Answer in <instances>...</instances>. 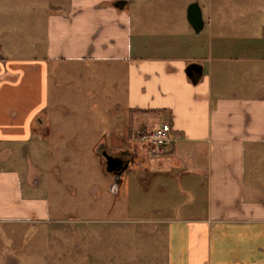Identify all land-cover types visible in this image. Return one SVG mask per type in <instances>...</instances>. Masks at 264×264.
<instances>
[{"label": "crops", "instance_id": "obj_1", "mask_svg": "<svg viewBox=\"0 0 264 264\" xmlns=\"http://www.w3.org/2000/svg\"><path fill=\"white\" fill-rule=\"evenodd\" d=\"M189 3L69 0L48 14L40 57L0 52V149L52 136L51 127H44L50 65L83 66L94 79L104 65L124 64L128 118L117 133L123 138L163 126L171 136L161 154L149 153L138 135L135 146L151 176L156 216L149 229L164 225L167 231L165 264H264V192L253 186L255 156L264 149V49L242 45L239 51L228 33L209 29L228 24L213 0L205 6L209 13L198 4V34L210 30L201 43L186 19ZM177 22L182 32L170 30ZM138 29L170 32L146 39L149 33ZM68 129H59L67 136L60 143L73 140ZM104 132L112 133L109 127ZM11 166L7 159L0 163V220H44L45 197L27 193L40 184L22 186L21 171Z\"/></svg>", "mask_w": 264, "mask_h": 264}, {"label": "rangeland", "instance_id": "obj_2", "mask_svg": "<svg viewBox=\"0 0 264 264\" xmlns=\"http://www.w3.org/2000/svg\"><path fill=\"white\" fill-rule=\"evenodd\" d=\"M188 1L201 3L204 9L209 4V0ZM213 1L220 4L222 12L218 16L227 17L228 24L215 23L209 29L220 35L228 33L239 51L242 45H262L264 49V0ZM68 3L69 0H0V52L6 57H40L46 47V17ZM155 15L158 14L152 12L151 16ZM179 23H173L174 29L170 30L182 32ZM158 30L138 29L149 33L146 39L170 32ZM207 30L196 34L201 43L202 39L209 40ZM173 35L174 39H185ZM183 42L185 45L187 40ZM135 46L134 41L132 48ZM123 65H104L94 79L83 66L70 69L68 65H58L57 74L56 66L50 65L48 93L52 90V98L44 127H51L52 136L44 137L43 142L33 139L27 145L18 143L0 149V163L7 159L14 164L10 168L21 171L22 186L40 184L27 193L30 197H45L48 217L0 220V264H165L167 231L164 225L149 229L150 220L156 216L152 210L154 199L149 195L151 176L147 168L141 167L145 159L140 160L135 149L136 135L145 129L130 131L123 138L117 133V127L126 125L128 118ZM65 125L69 127V137L74 138L60 143L58 138L67 137L59 130ZM108 127L112 133L104 137ZM97 134L98 139L91 141L90 137ZM100 143L112 155L127 153L128 167L118 179L105 171V160L97 148ZM146 149L151 153L149 145ZM255 159L253 186L264 192V149ZM130 257H136V261H130Z\"/></svg>", "mask_w": 264, "mask_h": 264}, {"label": "water", "instance_id": "obj_3", "mask_svg": "<svg viewBox=\"0 0 264 264\" xmlns=\"http://www.w3.org/2000/svg\"><path fill=\"white\" fill-rule=\"evenodd\" d=\"M186 19L194 33L198 34L203 27L202 14L198 2L189 3L186 10ZM99 150L105 160V171L112 173L118 179L128 167L130 159L127 157V153L121 152L120 154L112 155L104 149V146L100 147Z\"/></svg>", "mask_w": 264, "mask_h": 264}, {"label": "built area", "instance_id": "obj_4", "mask_svg": "<svg viewBox=\"0 0 264 264\" xmlns=\"http://www.w3.org/2000/svg\"><path fill=\"white\" fill-rule=\"evenodd\" d=\"M138 141L141 144L149 145L152 154H161L163 149L170 144L171 136L165 127L155 126L141 132L138 136Z\"/></svg>", "mask_w": 264, "mask_h": 264}, {"label": "flooded vegetation", "instance_id": "obj_5", "mask_svg": "<svg viewBox=\"0 0 264 264\" xmlns=\"http://www.w3.org/2000/svg\"><path fill=\"white\" fill-rule=\"evenodd\" d=\"M122 158V157H121Z\"/></svg>", "mask_w": 264, "mask_h": 264}]
</instances>
